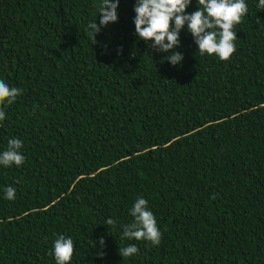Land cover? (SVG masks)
<instances>
[{
    "label": "trees",
    "instance_id": "obj_1",
    "mask_svg": "<svg viewBox=\"0 0 264 264\" xmlns=\"http://www.w3.org/2000/svg\"><path fill=\"white\" fill-rule=\"evenodd\" d=\"M258 2L245 0L227 61L200 55L185 26L172 66L135 34V0H119L95 41L102 0H0V80L23 89L4 106L0 152L19 138L25 158L0 165V264H56L60 234L74 241L69 264H264ZM140 197L158 246L121 238ZM129 244L139 252L123 259Z\"/></svg>",
    "mask_w": 264,
    "mask_h": 264
},
{
    "label": "clouds",
    "instance_id": "obj_2",
    "mask_svg": "<svg viewBox=\"0 0 264 264\" xmlns=\"http://www.w3.org/2000/svg\"><path fill=\"white\" fill-rule=\"evenodd\" d=\"M191 0H135L133 11V24L135 34L149 48L156 52L166 53L163 58L170 65H179L183 60V54L175 51L180 46L179 34L187 27L200 55L215 54L220 60L227 61L236 51L234 41L237 38L234 25L242 22V17L247 15L248 7L245 0H198L200 7L192 13H187L186 8ZM119 0H102L98 15L99 24L90 22L87 29L95 41V36L102 28L118 20L117 8ZM257 10H264V0L256 4ZM23 89L9 87L5 81L0 80V121L6 118L4 106L12 105ZM23 142L19 138H10L7 147L0 152V165L4 167H20L24 163V156L20 149ZM4 198L14 200L16 189L8 186L4 189ZM129 215L133 218L130 223L119 225L122 228V239L128 241H146L155 247L161 243L160 232L156 217L149 210L148 201L140 197L131 208ZM118 221L108 218L105 226L115 229ZM101 246L105 241L98 237ZM95 244V242H94ZM139 252L136 244L120 247L118 254L124 259ZM54 256L56 264H69L74 254V241L72 237L57 235L53 241L49 253ZM102 257L103 252H97Z\"/></svg>",
    "mask_w": 264,
    "mask_h": 264
}]
</instances>
